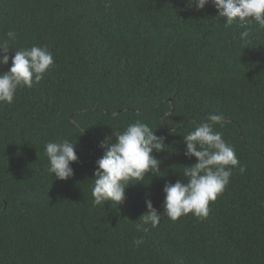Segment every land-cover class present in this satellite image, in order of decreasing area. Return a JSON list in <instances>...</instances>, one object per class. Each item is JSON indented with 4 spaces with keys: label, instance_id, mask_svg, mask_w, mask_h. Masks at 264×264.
Here are the masks:
<instances>
[{
    "label": "trees",
    "instance_id": "obj_1",
    "mask_svg": "<svg viewBox=\"0 0 264 264\" xmlns=\"http://www.w3.org/2000/svg\"><path fill=\"white\" fill-rule=\"evenodd\" d=\"M185 5L0 0V39L15 30L14 51L46 46L54 56L40 83L0 104V264H264V28L251 21L242 40L245 28L225 27L211 3ZM210 112L223 114L215 130L246 170L233 168L207 218L143 225L146 200L163 213L165 183L197 162L183 135ZM137 120L165 138L153 153L162 176L130 184L123 203L95 206L100 142ZM64 138L79 159L60 180L45 144Z\"/></svg>",
    "mask_w": 264,
    "mask_h": 264
},
{
    "label": "clouds",
    "instance_id": "obj_2",
    "mask_svg": "<svg viewBox=\"0 0 264 264\" xmlns=\"http://www.w3.org/2000/svg\"><path fill=\"white\" fill-rule=\"evenodd\" d=\"M209 3L218 10L225 27L238 22L245 28L240 33L242 40L250 35L247 25L251 21L264 28V0H186L185 6L202 10ZM5 36L7 39H0V65H7L10 58L12 63L7 71L0 72V104H11L18 88H31L44 79V74L54 66V56L46 46L33 45L14 51L11 45L18 33L10 29ZM225 123L222 113L210 112L194 130L183 135L184 155L189 159L194 156L197 162L183 167V179L165 183L163 213L153 206L151 199L146 200L147 212L139 218L143 225L156 228L164 215L172 221L189 213L200 219L207 218L210 202L224 191L233 168H239L242 173L246 170L240 165L235 148L222 138V132L215 130V125L222 128ZM165 145V138L140 120L107 136L99 145L104 154L96 160L91 189L93 204L105 207L108 201L123 203L130 184L144 182L146 176H162L161 161L153 153L166 150ZM45 155L48 170L55 179L67 180L74 175L71 165L79 159L76 143L67 138L49 141L45 144ZM134 243L139 246L143 239H135Z\"/></svg>",
    "mask_w": 264,
    "mask_h": 264
}]
</instances>
